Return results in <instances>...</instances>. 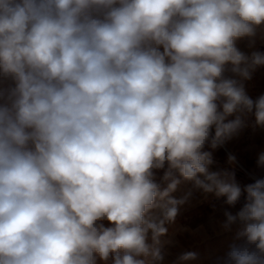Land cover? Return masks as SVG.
Here are the masks:
<instances>
[{"label": "clouds", "instance_id": "obj_1", "mask_svg": "<svg viewBox=\"0 0 264 264\" xmlns=\"http://www.w3.org/2000/svg\"><path fill=\"white\" fill-rule=\"evenodd\" d=\"M260 28L264 0H0V264H162L182 182L244 199L216 264H264V178L206 150L264 127Z\"/></svg>", "mask_w": 264, "mask_h": 264}, {"label": "crops", "instance_id": "obj_2", "mask_svg": "<svg viewBox=\"0 0 264 264\" xmlns=\"http://www.w3.org/2000/svg\"><path fill=\"white\" fill-rule=\"evenodd\" d=\"M254 45L249 46V40L243 39L237 42L241 51L250 54L251 51L258 50L264 52V28L257 29V35L254 38ZM245 83L247 94L253 99L264 95V66L258 67L252 74V78ZM234 117H230L232 119ZM246 127L226 141L222 146L216 149H206L212 151L214 163L210 170H229L235 173L236 182L243 187L248 183H253L255 179L264 178V167L258 165V157L264 153V127L255 124L254 115L245 117ZM229 155L235 156V161L230 162ZM191 192L188 201L180 206V209L190 210L186 214L185 225L192 227L205 226L207 228H193V241L206 242V249H200V245L192 248L191 252L197 253V259L184 261L182 264H216L218 257H221L228 246L234 242L235 234L239 225H233L230 230H226L223 224L226 217L218 214L219 205L229 208L235 213L244 203L243 197L235 206H229L225 203L224 197H217L215 193H204L202 190L193 188L191 183L182 182L175 192V197L180 198ZM202 204V207H201ZM202 211V213H201ZM203 211H207L204 213Z\"/></svg>", "mask_w": 264, "mask_h": 264}, {"label": "rangeland", "instance_id": "obj_3", "mask_svg": "<svg viewBox=\"0 0 264 264\" xmlns=\"http://www.w3.org/2000/svg\"><path fill=\"white\" fill-rule=\"evenodd\" d=\"M173 195L175 196V193H173ZM222 205H219L220 209L218 211V214H221L223 216L225 212H234L229 208L224 209ZM184 206L186 207L187 204H184ZM190 212V210H185V208L184 210L179 208V212L177 217L175 218V221L165 225L168 231L164 236L160 238L163 245L162 251L165 257L162 264H182V261H179L178 257L183 253L191 251L193 247L198 245H200V249H206V242L198 241L197 239L193 241V237H196L193 235L197 232L195 231L193 234L192 231L193 228H196V230H198L199 228H207L206 225L204 227H192L185 225L187 216L186 214H189ZM203 212L206 213L207 211Z\"/></svg>", "mask_w": 264, "mask_h": 264}]
</instances>
